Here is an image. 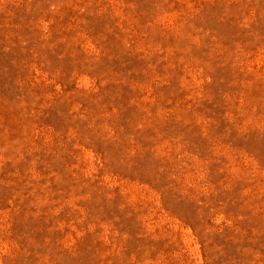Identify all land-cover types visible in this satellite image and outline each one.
<instances>
[{
	"label": "rangeland",
	"instance_id": "obj_1",
	"mask_svg": "<svg viewBox=\"0 0 264 264\" xmlns=\"http://www.w3.org/2000/svg\"><path fill=\"white\" fill-rule=\"evenodd\" d=\"M0 264H264V0H0Z\"/></svg>",
	"mask_w": 264,
	"mask_h": 264
}]
</instances>
